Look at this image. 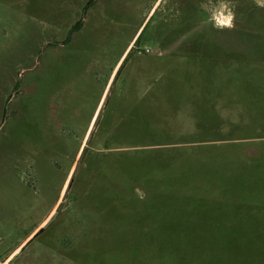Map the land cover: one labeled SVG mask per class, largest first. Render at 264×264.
I'll use <instances>...</instances> for the list:
<instances>
[{
  "label": "rangeland",
  "instance_id": "1",
  "mask_svg": "<svg viewBox=\"0 0 264 264\" xmlns=\"http://www.w3.org/2000/svg\"><path fill=\"white\" fill-rule=\"evenodd\" d=\"M89 1L0 0V264H264V0H164L110 82L153 0Z\"/></svg>",
  "mask_w": 264,
  "mask_h": 264
},
{
  "label": "clouds",
  "instance_id": "2",
  "mask_svg": "<svg viewBox=\"0 0 264 264\" xmlns=\"http://www.w3.org/2000/svg\"><path fill=\"white\" fill-rule=\"evenodd\" d=\"M261 6H264V4H261ZM235 18V12L228 0H220L218 8L213 11L210 17V23L218 30L233 29L235 27Z\"/></svg>",
  "mask_w": 264,
  "mask_h": 264
},
{
  "label": "crops",
  "instance_id": "3",
  "mask_svg": "<svg viewBox=\"0 0 264 264\" xmlns=\"http://www.w3.org/2000/svg\"><path fill=\"white\" fill-rule=\"evenodd\" d=\"M163 2H164V0H153V3H152V5L150 6V8H149L147 14L145 15L142 24L138 27V29L136 30V32H135L134 35L132 36L131 40H130L129 43L127 44L126 48L124 49V51H123L122 54L120 55V57H119V61L117 62L116 66H115V68H114V70H113V72H112V74H111V77H110V79H109V82L112 80V76H113L114 72L116 71L118 65L121 63L122 59L125 57V55H127L126 57H128L129 54L131 53V49H132V47H134V46L136 45V44H135L136 42L134 43V41H135V39H136V37H137V35H138V33H139L141 27H142L143 24L145 23V21L148 19V17H149L153 12H154L153 14H155V13L158 11V9H159L160 6L163 4ZM137 41H138V40H137Z\"/></svg>",
  "mask_w": 264,
  "mask_h": 264
},
{
  "label": "trees",
  "instance_id": "4",
  "mask_svg": "<svg viewBox=\"0 0 264 264\" xmlns=\"http://www.w3.org/2000/svg\"><path fill=\"white\" fill-rule=\"evenodd\" d=\"M92 2H93V0H90V1L88 2L87 6H90V5L92 4ZM77 25L79 26V25H80V22H79ZM137 43H138V41H136L135 44H137Z\"/></svg>",
  "mask_w": 264,
  "mask_h": 264
},
{
  "label": "flooded vegetation",
  "instance_id": "5",
  "mask_svg": "<svg viewBox=\"0 0 264 264\" xmlns=\"http://www.w3.org/2000/svg\"><path fill=\"white\" fill-rule=\"evenodd\" d=\"M199 3H201V1H199ZM204 3V2H203ZM209 11L207 10V13H208ZM63 128H64V126H63ZM62 131H64V129H62ZM82 152H84L85 153V149H83V151ZM83 153V154H84Z\"/></svg>",
  "mask_w": 264,
  "mask_h": 264
},
{
  "label": "built area",
  "instance_id": "6",
  "mask_svg": "<svg viewBox=\"0 0 264 264\" xmlns=\"http://www.w3.org/2000/svg\"><path fill=\"white\" fill-rule=\"evenodd\" d=\"M148 50H146V52H147Z\"/></svg>",
  "mask_w": 264,
  "mask_h": 264
}]
</instances>
